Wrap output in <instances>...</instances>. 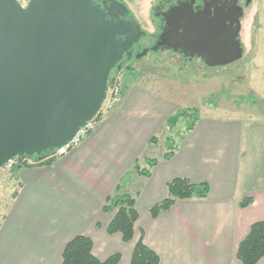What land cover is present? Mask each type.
<instances>
[{"label":"crops","instance_id":"crops-1","mask_svg":"<svg viewBox=\"0 0 264 264\" xmlns=\"http://www.w3.org/2000/svg\"><path fill=\"white\" fill-rule=\"evenodd\" d=\"M139 83L144 82L131 81L79 146L51 166L22 167L14 173L18 190L0 221V264H61L65 244L79 234L92 240L96 258L118 253L119 264H130L141 236L158 254V264H242L236 257L238 244L252 223L264 220V180L242 178L239 117L202 116L199 108L198 120L177 138L171 157L163 158L168 150L155 157L152 149L167 117L195 105L182 104L181 85L173 78L155 86ZM144 158L157 163L149 167ZM135 160L149 176L133 174ZM177 177L206 182L207 197L177 200L152 217L150 208L167 196L168 182ZM126 178L130 180L123 187L135 185L138 211L127 242L120 233L107 232L114 212L102 210L106 197L118 184L122 189ZM247 197L252 203L240 207Z\"/></svg>","mask_w":264,"mask_h":264},{"label":"water","instance_id":"water-1","mask_svg":"<svg viewBox=\"0 0 264 264\" xmlns=\"http://www.w3.org/2000/svg\"><path fill=\"white\" fill-rule=\"evenodd\" d=\"M238 10L222 19L178 3L163 13L154 49L210 67L236 61ZM129 13L120 0H0V169L65 147L100 112L111 72L146 34Z\"/></svg>","mask_w":264,"mask_h":264},{"label":"rangeland","instance_id":"rangeland-1","mask_svg":"<svg viewBox=\"0 0 264 264\" xmlns=\"http://www.w3.org/2000/svg\"><path fill=\"white\" fill-rule=\"evenodd\" d=\"M120 1L128 6L144 31L149 34L158 32L154 8L162 0ZM20 2L25 5L28 0ZM239 38L242 57L223 66L210 67L198 58L184 61L169 49L150 50L146 56L123 64L118 71L113 70L110 74L111 84L100 110L101 120L117 105L111 107L109 103L111 90L116 86L120 87L122 97L124 89L127 90L133 79L144 82L139 84L154 85L156 81L173 78L182 86H179L182 104L192 103L201 108L202 116L208 114L217 119L239 117L243 127L242 178L255 176L261 182L264 180V0H252L245 9ZM188 98L190 101L186 102L184 99ZM187 124L189 121L182 120L173 128L166 126L159 143L152 149L154 156H161L169 150L186 130ZM70 147L61 153L55 150V158L68 153L73 149ZM15 160L10 161L11 165ZM11 170L4 166L0 169V221L14 192L18 190L15 174ZM135 173L139 174L134 170ZM129 180L125 179L119 193L134 197V184L123 187Z\"/></svg>","mask_w":264,"mask_h":264},{"label":"trees","instance_id":"trees-1","mask_svg":"<svg viewBox=\"0 0 264 264\" xmlns=\"http://www.w3.org/2000/svg\"><path fill=\"white\" fill-rule=\"evenodd\" d=\"M118 71V70H117ZM111 81H109V85ZM199 109L180 108L167 117L165 124L170 129L179 121L187 120L189 124L185 131L193 128L198 120ZM100 114V113H99ZM98 114V116H100ZM152 142L156 138L151 139ZM163 155L164 159L171 157L173 146ZM55 152L25 156L20 161L15 160L12 165V172L16 173L22 167L51 166L56 160ZM145 163L152 167L157 163L156 158H144ZM134 170L140 175L149 176V170L142 168L138 160H135ZM121 185L118 184L113 194L108 195L102 206L104 212H114L113 218L107 226L108 233H120L123 241L127 242L134 235L135 222L138 218V211L135 206V198L125 193H119ZM168 194L161 201L155 203L149 210L152 217H156L161 211H166L174 205L177 200L203 199L209 193V185L206 182L192 183L186 178L177 177L167 184ZM252 203V198L247 197L239 202L240 207H247ZM237 259L242 264H257L264 259V220L251 224L246 236L239 242L236 252ZM120 255L114 253L104 260H99L92 253V240L86 235H75L64 246L61 257V264H119ZM159 256L152 248L147 246L142 236L134 245L130 264H158Z\"/></svg>","mask_w":264,"mask_h":264},{"label":"flooded vegetation","instance_id":"flooded-vegetation-1","mask_svg":"<svg viewBox=\"0 0 264 264\" xmlns=\"http://www.w3.org/2000/svg\"><path fill=\"white\" fill-rule=\"evenodd\" d=\"M102 0H96V2H101ZM252 0H162L159 1L158 4L154 8V16L157 17V29L158 32L155 34H149L146 32L145 36H142L140 40L133 44L128 50L129 55L124 53L122 58L121 64L128 63L134 59H139L146 56L150 50H155L154 47L156 45V40L159 34L163 31L165 25V17L163 13L167 11L169 8L173 6H177L178 3H185L193 7L195 12H208L210 17H221L222 19H232L239 11L238 9L242 10V14L240 16V24L242 18L244 16L245 9L251 4ZM127 19H136L132 12L130 11L129 16L126 17ZM141 25V24H140ZM142 27V26H141ZM241 30V28H240ZM240 33V32H239ZM123 39V36H120ZM147 40V41H145ZM157 47V46H156ZM157 49L163 50L164 47H157ZM173 51V50H170ZM175 55H178L184 61L192 60L194 58H198L203 63L204 61L200 57H190V55L185 54L184 52H174Z\"/></svg>","mask_w":264,"mask_h":264},{"label":"built area","instance_id":"built-area-1","mask_svg":"<svg viewBox=\"0 0 264 264\" xmlns=\"http://www.w3.org/2000/svg\"><path fill=\"white\" fill-rule=\"evenodd\" d=\"M120 97H121L120 87L116 86L114 89L111 90V97L109 98V103L111 104V107L113 105H116L119 102ZM98 114L93 119H91L90 121H88L76 133V135L74 136V138L65 147H63L61 149H58L57 152H59V153L64 152L70 146H71L70 148H75V147L79 146L81 144V142L83 141V139H85L92 131H94L98 127V125H99V123L101 121V118L100 117H101L102 113L100 114V116H98ZM4 167H7L8 169H10L12 167L10 161L7 162L4 165Z\"/></svg>","mask_w":264,"mask_h":264}]
</instances>
